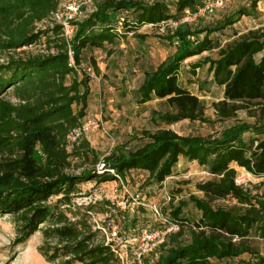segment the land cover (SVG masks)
Here are the masks:
<instances>
[{
  "label": "trees",
  "instance_id": "obj_1",
  "mask_svg": "<svg viewBox=\"0 0 264 264\" xmlns=\"http://www.w3.org/2000/svg\"><path fill=\"white\" fill-rule=\"evenodd\" d=\"M203 1L92 0L74 22V34L66 39L60 24L36 27L57 9V0H0V53L14 52L41 37L53 49L25 56L8 53L0 62V216H11L13 246L39 231L37 251L48 262L123 264L113 242L100 237V229L89 221L91 206L81 213V207L72 202L78 185L117 180L116 175L123 179L132 170L145 173L144 187L161 184L183 157L196 161L212 177L195 183L201 196L180 199L167 214L159 206L178 229L166 233L142 262L264 264V253L246 240L252 230L264 238V190L253 193L238 183L233 166L264 177V115L253 119L237 115L251 105L264 114V27L249 28L228 41L218 36L243 16L258 17V0H248L211 20H182L186 10L194 14ZM120 17L122 31L118 33ZM169 20L176 25H165L158 35L166 56L155 66L147 64L142 45L148 34L138 30ZM127 35L136 40L127 55L137 62L142 76L132 90L133 99L137 104L163 100L167 109L150 111L151 128L134 129L133 137L142 139L138 145L119 143L102 155L79 136L82 132L69 139L74 130L88 120L91 123L86 118L89 76L82 67L83 50L99 48L110 55L116 39L126 40ZM198 55H203L200 60H189L191 71L207 64L212 83L221 89L220 99L212 102L214 120L204 115L203 100L180 78L185 61ZM89 63L99 74L92 55ZM182 120L220 126L204 135L180 134L169 127ZM36 151L42 153L40 162ZM99 163L101 168L96 167ZM167 195L166 203L175 196ZM225 198L239 205L211 203ZM189 204L199 213L192 223L182 216ZM244 253L250 257L235 260Z\"/></svg>",
  "mask_w": 264,
  "mask_h": 264
},
{
  "label": "rangeland",
  "instance_id": "obj_2",
  "mask_svg": "<svg viewBox=\"0 0 264 264\" xmlns=\"http://www.w3.org/2000/svg\"><path fill=\"white\" fill-rule=\"evenodd\" d=\"M57 1L56 10L59 9L60 11H62L65 4L68 5L73 2V0ZM247 1L223 0L224 5L222 8H217L211 13L199 14L187 20L188 22H200L202 18L211 20V17L216 18L222 14L231 13L239 5L247 3ZM257 9L260 12L258 17H241L234 26L226 28L221 35H218L221 40H231L237 34L249 28L264 27V0L257 1ZM84 11V5H80L71 20L74 26V22L83 16ZM49 17L41 23H37L36 27L44 28L45 26L59 24ZM161 24L143 26L138 30L148 34V38L142 45L144 50L142 59L152 66H155L166 56V48L163 47L158 38L159 32H162L161 28L165 26L164 23ZM112 46L110 55H106L105 51L99 48L83 50L82 67L89 76L86 118L90 119L91 123L86 124L85 129L81 127L82 129H76L69 135L70 141H73L82 132L79 136L87 139L90 145L102 155L112 146L119 143H124L128 147L138 145L142 139L133 137L136 132H134V129L138 132L141 128H151V123L148 120L150 111L152 109L159 111L167 109L163 100L152 99L148 102L137 104L133 99L132 90L137 87L142 76L137 69V62L132 59V56L127 55V50L136 46V40L132 35H127L126 40L117 38ZM118 49L123 50L122 53H119ZM49 50L52 51L53 49H49L44 42V37H41L31 45L8 53L25 56L27 54H45ZM214 52L212 51L210 54L214 55ZM8 53H0V62L6 59ZM203 54H207V52ZM90 55L95 58L99 66V74L94 72L89 63ZM202 56L198 55L185 61L180 70V78L192 93L203 100L204 115L214 120L216 111L212 102L220 99L222 95L221 89L212 83V75L207 64H201L192 72L189 63V60H200ZM127 61L130 64L129 66L126 64ZM9 97L11 96L9 95ZM237 115L253 119L264 114L261 113L258 107L251 105L248 109L239 110ZM219 126L218 122L209 123L189 120H182L169 125L170 128L180 134L202 135L214 132ZM35 157L40 162L42 153L36 151ZM100 164H97L96 167L99 168ZM233 166L237 171L236 181L238 183L244 185L253 193L264 190V177L252 175L242 167ZM79 170L75 169L74 172ZM211 177V174L203 166L197 164L196 161H188L180 157L173 168L172 174L166 177L161 184H152L144 187L142 181L145 178V173L140 171L132 170L123 177V184L130 192L138 190L146 192L144 196L146 205L139 206L134 211L124 209L120 204L123 190H121L119 180L115 179L106 182H95L92 180L78 185V192L72 197V202L76 207H81V213H84L85 206H91L87 212L89 221L94 228L100 229V237L103 236L105 241L108 240L106 238L107 227H116L121 237L120 240H115L114 243L126 250L124 264H137L135 252L139 242L133 240V236L147 224H150L152 228H164V225L154 215L148 205L157 204V206L161 207L162 212L167 214L169 209L177 205L180 199H187L190 194L201 196L202 193L196 190L195 183ZM165 193L174 194L175 196L166 203L163 198ZM211 203L223 207L239 205L231 198L215 199ZM198 214L192 204L182 209V216L188 218V223H192ZM184 225L187 228L186 224ZM13 238L14 228L11 216L8 214L0 216V264H56L45 260L37 251V246L41 240L39 231L33 233L24 243L18 246L12 245ZM246 240L251 246L257 248L259 252L264 253V238L259 237L254 230L250 232ZM249 257L248 253H244L235 260H244Z\"/></svg>",
  "mask_w": 264,
  "mask_h": 264
},
{
  "label": "built area",
  "instance_id": "obj_3",
  "mask_svg": "<svg viewBox=\"0 0 264 264\" xmlns=\"http://www.w3.org/2000/svg\"><path fill=\"white\" fill-rule=\"evenodd\" d=\"M148 2H151L153 0H146ZM92 0H73L72 4L64 5L62 11L55 10L52 11L49 15L50 19L58 22L63 29V34L66 39H70L75 31L74 24L71 23L72 17L74 16V13L79 8L80 5L88 6L91 4ZM224 5L223 0H204L202 5L197 7V11L194 14H188V10H186V16L182 18V20H187L191 17H196L199 14L203 13H211L217 8H222ZM122 22L123 18H118L117 25H116V31L118 33H121L122 31ZM164 23L168 26H175L176 22L169 20L168 22H160L159 24ZM158 24V25H159ZM152 25V24H148ZM157 25V24H156ZM162 25V24H161ZM164 27V26H163ZM162 27V28H163ZM161 28V30H162ZM90 123L88 120L86 123H84L83 129L86 128V124ZM82 129V128H81ZM102 167V163L100 164V167ZM117 180L120 182L121 190H123V197L120 201V204L124 209L134 211L135 208L139 206H145L146 203H144V197L143 195L138 191L130 192L128 188L123 184V180L120 176L116 175ZM169 196L167 194L164 195L165 201L169 200ZM148 207L151 209V211L154 213V215L163 223L164 228L158 229V228H152L150 227V224L145 225L142 227L136 235L133 236V240H136L139 242L138 247L136 248V262L137 264H144L142 262L143 256L146 254L152 252L158 244H160L164 240V235L169 232H174L178 229V224L175 222H172L168 220L161 212L160 207L157 206V204H151L148 205ZM104 231L105 229L102 228ZM108 231L106 232V238L108 239L106 242L113 241V250L115 253L119 256L122 263L124 264V259L126 258V250L122 249L118 244H115V240H120V234L118 230H116V227H107ZM125 240V239H124ZM123 246H125L123 244Z\"/></svg>",
  "mask_w": 264,
  "mask_h": 264
}]
</instances>
